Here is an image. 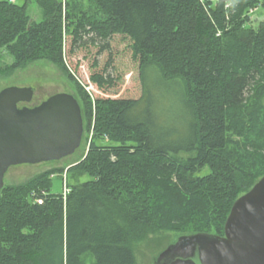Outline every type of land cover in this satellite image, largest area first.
<instances>
[{
  "label": "trees",
  "instance_id": "trees-1",
  "mask_svg": "<svg viewBox=\"0 0 264 264\" xmlns=\"http://www.w3.org/2000/svg\"><path fill=\"white\" fill-rule=\"evenodd\" d=\"M32 1L0 0V73L56 64L92 137L74 165L4 185L0 264H137L150 234L224 235L264 176V1L35 0L40 20Z\"/></svg>",
  "mask_w": 264,
  "mask_h": 264
},
{
  "label": "water",
  "instance_id": "water-1",
  "mask_svg": "<svg viewBox=\"0 0 264 264\" xmlns=\"http://www.w3.org/2000/svg\"><path fill=\"white\" fill-rule=\"evenodd\" d=\"M33 98L29 86L0 90V193L10 167L60 160L81 146L84 120L75 95L57 92L19 106ZM154 264H264V176L236 199L224 235H180Z\"/></svg>",
  "mask_w": 264,
  "mask_h": 264
},
{
  "label": "rangeland",
  "instance_id": "rangeland-1",
  "mask_svg": "<svg viewBox=\"0 0 264 264\" xmlns=\"http://www.w3.org/2000/svg\"><path fill=\"white\" fill-rule=\"evenodd\" d=\"M28 11L34 18H37L38 20L42 18V11L36 4L35 0L29 4ZM262 19V17L259 18L255 14L253 18H250V24L255 27ZM4 61V63H10L12 59L5 56ZM130 69L133 76H135L131 77L130 85L132 86V89L135 90V86H139V79L136 78L137 70L135 66H131ZM7 86L32 87L35 91V99L38 104L57 92H68L78 96L76 84L67 77L60 67L47 60L30 62L25 67L14 70L11 74L3 75L0 73V90ZM174 93H176V90ZM174 99L177 101V98L174 97ZM262 99L264 104V97ZM184 131H186V129ZM91 137L92 132L89 133L85 127L81 146L72 155L56 161L42 162L38 164H22L10 167L5 174L4 185L25 182L33 175L50 167H69L70 165H74L83 156ZM209 170L210 169L206 167L203 170V174H209ZM66 172L67 171H64V174ZM52 181V192L62 193L64 188L62 177L56 175L53 177ZM178 237L179 235L174 232H158L156 234L148 235L145 240L134 246L137 264H154L159 253L167 247L169 243L175 242ZM157 241H161L160 244L157 245ZM84 260L85 264H94L93 257L90 255L86 256Z\"/></svg>",
  "mask_w": 264,
  "mask_h": 264
},
{
  "label": "built area",
  "instance_id": "built-area-1",
  "mask_svg": "<svg viewBox=\"0 0 264 264\" xmlns=\"http://www.w3.org/2000/svg\"><path fill=\"white\" fill-rule=\"evenodd\" d=\"M69 192V188L67 186V183H66V174L64 175V188H63V193L66 197L67 193ZM37 202L38 203H42L43 202V199L42 198H37Z\"/></svg>",
  "mask_w": 264,
  "mask_h": 264
},
{
  "label": "flooded vegetation",
  "instance_id": "flooded-vegetation-1",
  "mask_svg": "<svg viewBox=\"0 0 264 264\" xmlns=\"http://www.w3.org/2000/svg\"><path fill=\"white\" fill-rule=\"evenodd\" d=\"M37 104H38V102H37L36 99H35V91H34V98H33V100H32L30 103H28V104L20 103L19 106H20V107L23 106V105L34 106V105H37ZM16 166H17V165H16Z\"/></svg>",
  "mask_w": 264,
  "mask_h": 264
}]
</instances>
